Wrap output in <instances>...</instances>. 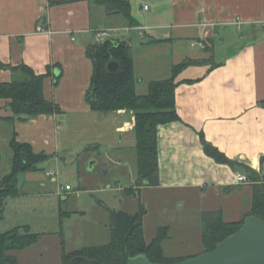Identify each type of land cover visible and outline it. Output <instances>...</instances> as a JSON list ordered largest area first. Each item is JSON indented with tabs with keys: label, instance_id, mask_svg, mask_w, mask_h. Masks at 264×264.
<instances>
[{
	"label": "crops",
	"instance_id": "1",
	"mask_svg": "<svg viewBox=\"0 0 264 264\" xmlns=\"http://www.w3.org/2000/svg\"><path fill=\"white\" fill-rule=\"evenodd\" d=\"M129 2L135 27L128 26L122 15H110L104 7L89 0H0V83H11L14 78L11 68L22 64L38 75L49 73L44 81L45 97L62 110L56 115L13 121L9 120L13 116L9 101L0 98V124L12 126V138L16 132L19 142L31 144L36 152L50 156V160L40 165L41 170L19 176L20 193L6 200L5 219L0 225L11 219L8 213L12 202L40 216L46 205L57 204L69 224L73 217L70 212H61L59 198L70 207L69 202L77 200L80 194L84 198L94 192L97 196L89 197L92 208L81 210L80 214L88 218L89 211L94 210L96 222L90 221L91 225L85 227L91 233L104 230L111 239L108 210L128 214L139 210V200L127 192L133 187L147 207L145 239L151 241L160 226H167L170 231L164 242L165 255L190 259L204 251L202 232L198 234L199 249L189 247L188 252H183L185 246L179 245H186L192 234L173 235L175 228L171 223L158 221L148 240L149 211L152 206L165 210L180 204L184 207L186 202L204 196L208 197L206 209L222 211L228 223L241 221L251 211L252 183L237 181L239 176H247L244 168L210 157L204 151L201 136L229 159L258 172L263 168L264 0ZM39 26L50 33H39ZM140 27L147 28L143 37L138 31ZM97 30H111L110 41L130 45L140 96L148 92L149 83L170 79L174 66L187 59L202 61L185 68L176 80L179 83L175 92L176 111L180 121L159 126L158 186L137 187V169V178L133 175L130 188L120 182L98 179L95 171L86 170L87 161L101 160L104 151L111 164L114 161L110 151L127 155L134 152L135 157L138 144L135 113L125 110L98 113L86 101L94 74L87 49L97 45ZM197 42L204 47H193ZM62 161L74 163L70 173L85 187L75 198V192H71L74 187L66 190L65 186L70 184L63 186L52 169ZM49 171L57 176L49 177ZM101 177L108 179V175ZM166 201L172 205H166ZM64 221L60 232L55 233L32 230L29 223L6 226L4 231L28 225L41 235L32 247L10 254L21 264H62L64 250L74 252L84 248L83 243L73 242L72 226L66 227ZM79 230L74 232L79 234Z\"/></svg>",
	"mask_w": 264,
	"mask_h": 264
},
{
	"label": "trees",
	"instance_id": "2",
	"mask_svg": "<svg viewBox=\"0 0 264 264\" xmlns=\"http://www.w3.org/2000/svg\"><path fill=\"white\" fill-rule=\"evenodd\" d=\"M93 4L104 7L108 14H119L127 21L128 26L135 27L136 21L131 13L129 0H89ZM87 56L93 62V77L91 87L87 92L91 110L94 112L111 113L125 110L135 113V133L137 146L138 180L137 187L158 186L159 155L158 129L159 126L180 121L176 111L175 92L179 83L178 76L185 68L198 65L202 61L187 59L184 63L173 67V74L168 80L149 83L146 94L137 93V79L134 66V56L128 43L106 41L89 46ZM112 61L119 64L117 72H110L108 66ZM4 67V65H2ZM14 78L11 83H0V98L9 101L8 107L13 113L9 120L27 121L42 115L62 113L60 106L45 97L44 81L47 74L38 75L28 65L12 67ZM204 151L220 163L232 167H243L247 178L252 183L251 211L237 222L228 223L224 220L223 212H209L203 216L202 243L203 253L212 252L218 243L239 231L244 226L247 216H255L264 221V174L263 168L258 172L252 167L229 159L216 147L208 143L203 136ZM12 148V169L2 179L0 184V223L5 219L6 200L19 195V176L24 173L41 170L40 165L50 160L46 153H38L33 145L21 143L15 132L10 141ZM264 163V158L262 159ZM128 194H137L131 187ZM138 195V194H137ZM136 213L128 214L121 210H108L110 214L111 239L107 244L84 247L74 252L64 250L62 264H72L75 259H83L79 264H127L132 257L139 255L159 264H175L188 258H169L164 252V242L169 237V227H160L157 236L151 241L145 239L144 218L147 215L146 206L141 202ZM40 234L35 233L29 226L14 228L0 234V264H21L10 253L32 247L38 243ZM65 243L62 234V244ZM197 257V256H196ZM90 261H95L91 263ZM90 262V263H89Z\"/></svg>",
	"mask_w": 264,
	"mask_h": 264
},
{
	"label": "rangeland",
	"instance_id": "3",
	"mask_svg": "<svg viewBox=\"0 0 264 264\" xmlns=\"http://www.w3.org/2000/svg\"><path fill=\"white\" fill-rule=\"evenodd\" d=\"M12 126L10 124H0V184L2 179L6 176V174H9L12 169V148L10 146V141L12 139ZM105 151L102 154L101 160L91 159L87 161L85 164L86 170L90 171L93 170L96 173V178L102 179L103 181L107 182H120L121 185H123L125 188H130L131 182L137 178V156H133L134 152L127 153H121L120 151L111 152L110 151V157L114 161V164H111L108 161V158L105 155ZM131 154L132 157H134L133 161L131 163L132 157L129 156ZM128 156V157H126ZM50 162V161H49ZM45 163V162H44ZM43 163V164H44ZM61 164L56 167H52L54 172L58 173L59 178L63 186L66 184H70V187H74V189L71 191L72 193L75 192L74 198L76 197L77 192L83 191L85 187L82 183H80L79 178L72 175L70 172L73 170V162L67 161V162H60ZM102 166H107L106 168H103ZM51 168V166L49 167ZM101 169L108 170L110 173L108 175V179L105 180L104 176L100 171ZM134 175V176H133ZM101 180V181H102ZM82 185V186H81ZM81 186V187H80ZM94 196H97L94 192L92 193V196L88 194V197H82V194L79 195V198L75 201H70V207L67 205V201L63 200V198H59L61 202V212H70L72 217L71 222L68 224V219H65L63 214L59 213V209L57 204H49L46 205L43 210V215L40 216V214H36L32 210H25L22 208V206H18L17 203L12 202L13 205L9 209V216L11 217L10 220H7V222H4L2 225H0V234H2L4 229H6V226H11L12 224H22V223H29V225L32 226V230L41 232V233H55L60 232V229H62L63 221L65 219V226L70 227L72 226V233H73V242L79 241L84 244V247H89L93 245H103L110 241V233L107 234L104 232H101V230L97 233H91V229H87L85 226L91 225L90 223H95V215L94 210L89 211L88 218H84L83 215L80 214V211H88L92 207L89 204V197L92 198ZM134 199H137L138 195H133ZM157 196V195H156ZM96 199V198H95ZM194 201H188L186 202V205L184 207H181L182 204H180L177 208H172L169 206V210H165L161 208V206L156 207L152 206L149 213L151 214L148 218L147 222V239L150 240L152 238V233L154 230V226H156V223L159 221H163L165 223H171L172 227L175 228V231L172 233L173 235H184L189 236V238L186 240V245L181 244L180 247H184V250L181 248L180 250H183V252H188V248L192 247L193 249H199L200 247V240L198 238V234L202 232L203 234V226H202V219L203 216L209 212H217L214 210H207L206 209V200H208L207 196H204L201 200L199 198H194ZM58 201V202H59ZM19 204V203H18ZM166 205H172L170 201L165 202ZM78 205V206H77ZM215 206V205H214ZM22 208V209H21ZM147 209V207H146ZM169 211V212H168ZM171 212V213H170ZM93 218V219H92ZM67 220V221H66ZM91 221V222H90ZM70 225V226H67ZM28 225H22L20 227H24ZM160 227H167V226H160ZM79 228H83V230H79ZM90 228V227H89ZM157 228V227H156ZM10 229V228H9ZM8 229V231H10ZM14 229V228H13ZM74 229L79 230V234L74 232ZM160 229V228H159ZM12 230V229H11ZM190 240V241H189ZM198 241V243L196 242Z\"/></svg>",
	"mask_w": 264,
	"mask_h": 264
},
{
	"label": "water",
	"instance_id": "4",
	"mask_svg": "<svg viewBox=\"0 0 264 264\" xmlns=\"http://www.w3.org/2000/svg\"><path fill=\"white\" fill-rule=\"evenodd\" d=\"M119 64L115 61L109 64L110 72H117ZM263 174H264V163ZM106 176L109 171L101 169ZM82 259H75L72 264H79ZM127 264H159L152 262L148 256L132 257ZM175 264H264V221L255 216H247L244 226L218 243L212 252H204L197 257H191Z\"/></svg>",
	"mask_w": 264,
	"mask_h": 264
},
{
	"label": "built area",
	"instance_id": "5",
	"mask_svg": "<svg viewBox=\"0 0 264 264\" xmlns=\"http://www.w3.org/2000/svg\"><path fill=\"white\" fill-rule=\"evenodd\" d=\"M144 9L145 10H148L149 9V7L148 6H144ZM147 28L146 27H140V28H138V31L140 32V35H141V37H143L144 36V34H145V30H146ZM38 30V32L39 33H43V34H48V33H50L48 30H46L44 27H42V26H39V28L37 29ZM112 31L111 30H97V32H96V39H97V43H104V42H106V41H108L109 40V38L111 37V35H112V33H111ZM197 45H199L200 47H204V44L202 43V42H197V43H194L193 44V47H196ZM48 173V176L49 177H56L57 176V174L56 173H54V172H51V171H49V172H47ZM237 181L238 182H240V183H245V182H248V178H247V176H239L238 178H237ZM66 187V190H68V191H70V190H72V187H70V186H65Z\"/></svg>",
	"mask_w": 264,
	"mask_h": 264
},
{
	"label": "flooded vegetation",
	"instance_id": "6",
	"mask_svg": "<svg viewBox=\"0 0 264 264\" xmlns=\"http://www.w3.org/2000/svg\"><path fill=\"white\" fill-rule=\"evenodd\" d=\"M79 259H80V258H79ZM82 260H83V259H82ZM83 261H84V260H83ZM81 262H82V261H81ZM90 262H91V263H95V261H90ZM90 262H89V263H90Z\"/></svg>",
	"mask_w": 264,
	"mask_h": 264
}]
</instances>
